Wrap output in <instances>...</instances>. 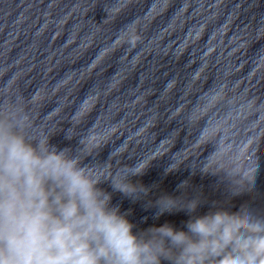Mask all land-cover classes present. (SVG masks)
Returning <instances> with one entry per match:
<instances>
[{
    "label": "clouds",
    "instance_id": "1",
    "mask_svg": "<svg viewBox=\"0 0 264 264\" xmlns=\"http://www.w3.org/2000/svg\"><path fill=\"white\" fill-rule=\"evenodd\" d=\"M27 128L20 113L0 112V264H264V214L242 206L199 215V196L163 195L156 215L184 211V228L134 231L105 180L50 139H29ZM143 171L106 181L140 200L149 190L129 177Z\"/></svg>",
    "mask_w": 264,
    "mask_h": 264
}]
</instances>
